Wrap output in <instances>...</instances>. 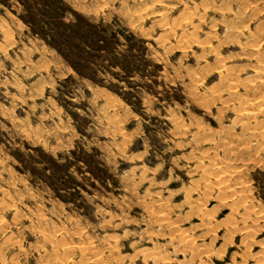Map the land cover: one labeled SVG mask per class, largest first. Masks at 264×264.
Masks as SVG:
<instances>
[{
    "label": "rangeland",
    "instance_id": "obj_1",
    "mask_svg": "<svg viewBox=\"0 0 264 264\" xmlns=\"http://www.w3.org/2000/svg\"><path fill=\"white\" fill-rule=\"evenodd\" d=\"M263 66L264 0H0V264H264Z\"/></svg>",
    "mask_w": 264,
    "mask_h": 264
},
{
    "label": "bare ground",
    "instance_id": "obj_2",
    "mask_svg": "<svg viewBox=\"0 0 264 264\" xmlns=\"http://www.w3.org/2000/svg\"><path fill=\"white\" fill-rule=\"evenodd\" d=\"M251 34V33H250ZM257 52V51H256ZM257 54V53H256ZM30 55V54H29ZM259 56V55H258ZM262 56V55H261ZM264 67V66H263ZM223 70V69H222ZM263 70V69H262ZM255 72L256 73H259V72H261L260 71V69H259V67H255ZM220 73H222V72H220ZM219 74V73H218ZM263 84V83H262ZM260 85H261V83H260ZM252 86V85H251ZM228 88V87H227ZM239 103V102H238ZM260 104V103H259ZM233 107V106H232ZM247 112V111H246ZM246 114V113H245ZM200 153V152H199ZM198 153V154H199ZM203 153V152H202ZM231 153V152H230ZM200 155H202V154H200ZM208 175V174H207ZM219 177H220V175H219ZM218 178V177H217ZM212 187V186H211ZM220 201V200H219ZM234 209V208H233ZM210 229V228H209ZM252 229V228H251ZM156 236V235H155ZM191 241V240H190ZM92 243V242H91ZM90 244V243H89ZM182 244V243H181Z\"/></svg>",
    "mask_w": 264,
    "mask_h": 264
},
{
    "label": "trees",
    "instance_id": "obj_3",
    "mask_svg": "<svg viewBox=\"0 0 264 264\" xmlns=\"http://www.w3.org/2000/svg\"><path fill=\"white\" fill-rule=\"evenodd\" d=\"M66 57H68V56H66ZM71 64H72L73 69H74L79 75L84 76V73L82 74L81 72H79V68H78L77 66H75V64H73V63H71Z\"/></svg>",
    "mask_w": 264,
    "mask_h": 264
}]
</instances>
